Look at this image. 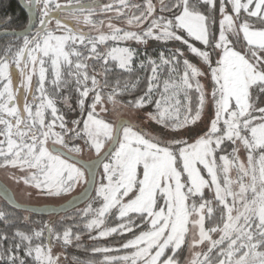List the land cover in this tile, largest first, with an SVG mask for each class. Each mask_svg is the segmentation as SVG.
I'll list each match as a JSON object with an SVG mask.
<instances>
[{"label": "snow or ice", "instance_id": "obj_1", "mask_svg": "<svg viewBox=\"0 0 264 264\" xmlns=\"http://www.w3.org/2000/svg\"><path fill=\"white\" fill-rule=\"evenodd\" d=\"M20 7L0 170L27 199H69L37 208L0 184V264H264V0ZM85 241L100 259L69 255Z\"/></svg>", "mask_w": 264, "mask_h": 264}, {"label": "trees", "instance_id": "obj_2", "mask_svg": "<svg viewBox=\"0 0 264 264\" xmlns=\"http://www.w3.org/2000/svg\"><path fill=\"white\" fill-rule=\"evenodd\" d=\"M104 2H107V0H104ZM7 8L4 7L3 9H0V13H3L5 16L6 15V10ZM13 17H17L18 19L14 20L13 24H11V27H15L16 29H20V28H23L24 24L27 22V16L25 14V12L21 9L20 5L18 4L17 0H14L13 2ZM2 16V14H0V17ZM2 16V18H3ZM5 39V38H4ZM159 48H160V45L157 44V43H153L151 46H150V50H153V51H159ZM190 55V54H189ZM190 59H193V62H196V59L191 57L190 55ZM204 126V125H203ZM202 125H200V127L202 128L203 127ZM159 126L157 125H154V124H146V130H155L157 129ZM12 188V187H11ZM13 192H14V195H15V198H16V192L15 190L12 188ZM5 201L3 200H0V207L4 206L5 205ZM84 205L81 204L80 207H83ZM20 215H23V212L22 210L18 213ZM48 215H38V214H32V220L33 221H40L42 219H48ZM52 219L55 221L57 218L56 217H52ZM86 244H88V247H89V254L88 255H85L83 253V246L80 250L79 253L76 252V249L75 248H71L69 249V255L71 254H78L80 255V258L81 259H89V258H95V259H100L101 257L100 256H95V257H92L91 254H90V247L93 246L91 245L89 242L85 241ZM103 243V242H101ZM108 243H111V241H108ZM99 246V245H97ZM56 252H60L61 249L58 247L55 249Z\"/></svg>", "mask_w": 264, "mask_h": 264}, {"label": "rangeland", "instance_id": "obj_3", "mask_svg": "<svg viewBox=\"0 0 264 264\" xmlns=\"http://www.w3.org/2000/svg\"><path fill=\"white\" fill-rule=\"evenodd\" d=\"M119 113H114L113 117H115V115H118ZM203 126V124H201ZM92 154L85 152L84 154V158H89ZM0 178H2L3 180L5 179L9 185L15 190L16 194V200L18 202H22L25 205H56L59 203H62L63 201H65L66 199H68V197H65L64 200H60V199H56V200H42V199H36L35 197H33L32 199H27L24 195V190L22 189V187L17 186L15 184H13L11 181H9L6 177V173L3 170H0Z\"/></svg>", "mask_w": 264, "mask_h": 264}, {"label": "flooded vegetation", "instance_id": "obj_4", "mask_svg": "<svg viewBox=\"0 0 264 264\" xmlns=\"http://www.w3.org/2000/svg\"><path fill=\"white\" fill-rule=\"evenodd\" d=\"M13 2H14V0H2V2H0V9H3L4 7H6L7 9V13H6V15H11V16H13ZM18 2V1H17ZM19 4V3H18ZM22 9V8H21ZM24 11V10H23ZM25 12V11H24ZM0 14H2V16L4 15L3 13H0ZM25 14H26V12H25ZM2 16L0 17V25H2ZM26 16H27V14H26ZM4 17V16H3ZM27 19H28V16H27ZM5 27H7V28H10L11 27V25H6V26H0V32H3V31H5ZM21 29V28H20ZM17 30H19V29H17ZM5 38V39H4ZM6 39H8V37H6V36H1L0 37V43H2L4 40H6ZM0 180L13 192V190H12V188H11V186L9 185V183L4 179H2V178H0ZM13 195H14V192H13ZM14 197H15V195H14ZM16 199V198H15Z\"/></svg>", "mask_w": 264, "mask_h": 264}, {"label": "water", "instance_id": "obj_5", "mask_svg": "<svg viewBox=\"0 0 264 264\" xmlns=\"http://www.w3.org/2000/svg\"><path fill=\"white\" fill-rule=\"evenodd\" d=\"M18 1V3H19V5H21L22 3H23V0H17ZM26 12V11H25ZM27 14V13H26ZM27 16H28V14H27ZM3 33H4V31L3 32H0V37L1 36H4L3 35ZM0 184H4L1 180H0ZM5 185V184H4ZM9 189V188H8ZM10 190V189H9ZM11 191V190H10ZM11 193L13 194V192L11 191ZM69 199V198H68ZM67 200V199H66ZM65 200V201H66ZM64 202V201H63ZM62 202V203H63ZM62 203H59V204H56V205H49V204H46V205H31V206H33V207H37V208H42V207H48V206H57V205H60V204H62ZM33 214H38V215H47L46 213H42V212H38V213H33Z\"/></svg>", "mask_w": 264, "mask_h": 264}]
</instances>
